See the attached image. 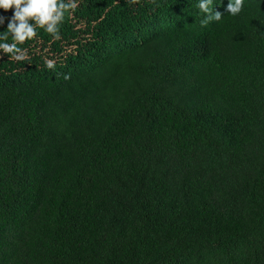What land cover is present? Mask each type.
Listing matches in <instances>:
<instances>
[{"label":"trees","instance_id":"1","mask_svg":"<svg viewBox=\"0 0 264 264\" xmlns=\"http://www.w3.org/2000/svg\"><path fill=\"white\" fill-rule=\"evenodd\" d=\"M198 3L78 0L0 52V264H264V0Z\"/></svg>","mask_w":264,"mask_h":264},{"label":"clouds","instance_id":"2","mask_svg":"<svg viewBox=\"0 0 264 264\" xmlns=\"http://www.w3.org/2000/svg\"><path fill=\"white\" fill-rule=\"evenodd\" d=\"M137 0H132L136 3ZM78 0H0V9L5 11L14 9L12 17L0 16V25L8 21L7 31L0 32L3 42H0V52L15 61L27 59L25 50L20 45L35 39L43 30L55 39L60 38L61 25L66 16L77 8ZM213 0H199L196 7L205 14L201 20V26H207L210 22H219L224 14L213 9ZM227 12L232 16H238L244 10V0H229ZM11 37V43L8 42ZM2 59V57H0ZM49 69L54 68V61L45 60ZM70 78L66 75L65 79Z\"/></svg>","mask_w":264,"mask_h":264}]
</instances>
